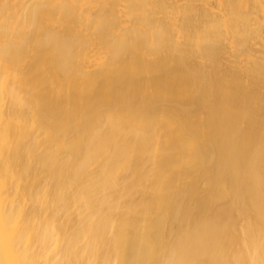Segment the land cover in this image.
Instances as JSON below:
<instances>
[{"label": "bare ground", "instance_id": "6f19581e", "mask_svg": "<svg viewBox=\"0 0 264 264\" xmlns=\"http://www.w3.org/2000/svg\"><path fill=\"white\" fill-rule=\"evenodd\" d=\"M0 264H264V0H0Z\"/></svg>", "mask_w": 264, "mask_h": 264}]
</instances>
